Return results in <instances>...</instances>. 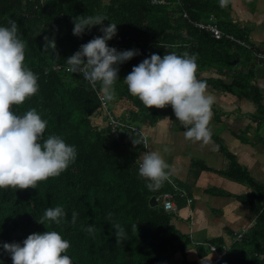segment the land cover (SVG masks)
Wrapping results in <instances>:
<instances>
[{"label":"trees","instance_id":"16d2710c","mask_svg":"<svg viewBox=\"0 0 264 264\" xmlns=\"http://www.w3.org/2000/svg\"><path fill=\"white\" fill-rule=\"evenodd\" d=\"M0 0V26L15 20L26 44L25 66L39 77V92L22 105H14L17 114L36 108L48 121L44 138L62 137L77 149L75 163L60 176L40 182L36 189H0V264H12L3 243H20L31 234L48 230L59 232L70 241L73 264H172L164 257L172 250L181 253L190 240L174 224V214L164 209L161 196L172 191L169 180L150 190L139 176L138 159L145 148L138 132L124 129L115 138L107 110L116 103H128L120 117L131 126H154L159 117L170 111L146 108L133 97L123 82L133 67L155 53L185 51L198 56V71L215 69L231 80L203 79L215 83L239 98H252L253 70L234 69L238 49L252 61L254 49L244 48L225 38L214 39L211 33L193 25L216 16L217 10L206 0ZM184 14L188 18L184 17ZM83 15H104L117 24V34L108 41L118 51L139 50V55L119 65L115 98L103 105L100 85L93 88L79 72L68 70L66 59L81 45L102 36L100 25L73 35V19ZM218 23L217 18L215 17ZM223 33L244 38L238 28L218 23ZM45 37L54 38V50L44 51ZM254 48V47H252ZM260 104L261 97H253ZM108 108V109H107ZM264 110V109H263ZM263 110L260 115L263 116ZM166 111V112H167ZM264 118V117H263ZM262 119V118H261ZM264 120V119H262ZM227 176L248 183V173L233 159ZM252 186V185H251ZM241 199L257 215L252 229L234 240L220 264H264V185ZM155 198L154 204L151 199ZM61 206L66 216L57 225L38 223L49 207ZM78 213L75 225L72 212ZM110 214V217H109ZM119 223L126 236L118 245L113 224ZM95 225V234L85 231ZM218 244L217 247L222 248ZM185 264H196L184 259ZM176 264V263H174Z\"/></svg>","mask_w":264,"mask_h":264},{"label":"clouds","instance_id":"9594fccd","mask_svg":"<svg viewBox=\"0 0 264 264\" xmlns=\"http://www.w3.org/2000/svg\"><path fill=\"white\" fill-rule=\"evenodd\" d=\"M226 0H221L225 3ZM104 15H83L73 19V35L82 36L86 30L100 25L102 36H97L81 45L79 51L67 58L68 70L81 73L95 88L100 85L106 100L115 98V84L119 79V65L139 55V50L118 51L108 46V41L117 34V24ZM26 44L15 20L8 26H0V189H36L40 182L60 176L75 163L77 149L57 135L44 138L48 121L36 108L23 114L13 110L39 92L38 75L25 66ZM54 50L55 39L45 37L44 51ZM128 92L149 109H164L171 106L177 121L184 128V137L193 142L208 144L212 138L210 123L213 117L215 96L208 84L198 78V56L185 51L166 52L161 57L151 54L134 66L123 81ZM169 119V118H165ZM140 140H133L139 145ZM165 147L163 153L169 152ZM139 176L147 181L150 190L158 189L169 179L171 165L160 150L144 152L138 159ZM66 216L61 206L49 207L37 222H55L57 225ZM110 217V214H109ZM78 213L73 211L71 223L76 224ZM119 245L126 236L119 223L112 225ZM85 231L94 235L95 225ZM70 241L55 231L29 235L22 244L3 243L2 248L12 264H73L65 253Z\"/></svg>","mask_w":264,"mask_h":264},{"label":"crops","instance_id":"0c3cea01","mask_svg":"<svg viewBox=\"0 0 264 264\" xmlns=\"http://www.w3.org/2000/svg\"><path fill=\"white\" fill-rule=\"evenodd\" d=\"M206 1L217 10L214 15L218 23L238 28L255 49L264 52V0H226L223 4L221 0ZM236 54L235 70H253L252 98H239L218 84H208L215 96L208 144L186 140V129L172 108L154 126H141L148 140L147 151L162 152L171 165L168 180L192 199L191 203L186 198L175 199L173 224L190 242L185 257L180 252L173 255L171 250L164 257L167 262L172 259L176 264H185L186 259L209 264L214 258L211 245L230 248L235 233L246 234L256 223L257 215L241 198L254 191L252 186L264 185V112L260 115L264 109V61L256 57L249 61L244 50L238 49ZM198 78L231 83L215 69L198 71ZM257 96L261 97L260 104L253 99ZM128 105L116 103L113 112L120 117ZM165 147L170 151L163 153ZM233 159L248 173L250 182L227 176Z\"/></svg>","mask_w":264,"mask_h":264},{"label":"built area","instance_id":"2783aa9c","mask_svg":"<svg viewBox=\"0 0 264 264\" xmlns=\"http://www.w3.org/2000/svg\"><path fill=\"white\" fill-rule=\"evenodd\" d=\"M159 2L165 3L164 1H161V0ZM184 17L188 18V16L186 14H184ZM193 25L200 30H205V31L211 33V35L213 36L214 39L221 40V39L225 38L227 40L234 41L235 43H237L238 45H240L244 48L254 49V56L257 59L264 61V52L263 51L252 48L253 46L248 41L247 38H236L232 34L223 33L222 30L220 29L219 24L216 22L214 16H210L206 21H195L193 23ZM82 77L84 78L83 75H82ZM101 101L103 102L104 106H107V101L104 98V95H101ZM107 117H108V122L112 128V133L115 136V138L119 139L121 136V133L124 129H129L130 131L138 132L140 134V141L145 148L144 152H148L147 151L148 140L146 138V135L143 133L141 127L129 125L121 117L117 116L113 111H110V110L109 111L107 110ZM171 185L173 188L172 191L166 192L161 196V199L163 200L164 209L168 212H173L175 210V199H176V197L186 198L188 203L192 202V199L188 198L185 192L179 190V188L176 185H174L173 183H171ZM244 234H245V232L235 233L234 240L242 239ZM228 250H229V247H227V246L219 248L215 245H211L210 251L213 253L214 258H213L212 262L209 264H220L222 262L223 258L225 257V254L227 253Z\"/></svg>","mask_w":264,"mask_h":264},{"label":"rangeland","instance_id":"374dc122","mask_svg":"<svg viewBox=\"0 0 264 264\" xmlns=\"http://www.w3.org/2000/svg\"><path fill=\"white\" fill-rule=\"evenodd\" d=\"M166 111H167V109H166V110H163V112H165V113H166ZM167 112H168V111H167ZM177 254H178V253H177ZM177 254H176V255H177ZM171 263L174 264V263H175V260H174V261L172 260Z\"/></svg>","mask_w":264,"mask_h":264},{"label":"water","instance_id":"95a60500","mask_svg":"<svg viewBox=\"0 0 264 264\" xmlns=\"http://www.w3.org/2000/svg\"><path fill=\"white\" fill-rule=\"evenodd\" d=\"M154 202H156V201H155V198L153 197V198L151 199V203L154 204Z\"/></svg>","mask_w":264,"mask_h":264}]
</instances>
